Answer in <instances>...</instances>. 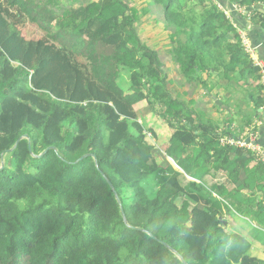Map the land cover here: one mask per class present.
I'll list each match as a JSON object with an SVG mask.
<instances>
[{"label":"trees","instance_id":"obj_1","mask_svg":"<svg viewBox=\"0 0 264 264\" xmlns=\"http://www.w3.org/2000/svg\"><path fill=\"white\" fill-rule=\"evenodd\" d=\"M222 1L147 0L142 10L165 25L185 83L206 96L240 95L223 101L237 107L224 133L238 138L264 107L259 68L239 33L251 40L249 25L264 28V0ZM8 3L51 40L69 41L88 71L0 12V264H264L230 226L248 220L264 236V164L219 145L220 129L174 96L159 51L140 35L138 10L127 0ZM151 113L171 129L164 152L146 140L157 136L146 128ZM220 177L236 182L229 189ZM180 195L196 202L185 215L172 203Z\"/></svg>","mask_w":264,"mask_h":264},{"label":"rangeland","instance_id":"obj_2","mask_svg":"<svg viewBox=\"0 0 264 264\" xmlns=\"http://www.w3.org/2000/svg\"><path fill=\"white\" fill-rule=\"evenodd\" d=\"M127 1H129L131 5L138 10L137 13L138 16L140 17L139 31L141 37L146 43H148V45L159 51L164 63L166 64L169 74L170 86L171 84H176V86L178 87V89L174 91L171 86L174 96L177 95L176 93H180L181 98L187 100L188 97L197 94L198 91L202 93L201 86L197 85L195 87L193 84L185 83L186 80H184L183 76L179 73V68L174 62L173 55L171 53V49L174 43L172 42L169 36V32L165 28V25L162 22H157L155 19V15L153 14L148 15L144 13L142 10L143 5L147 0H127ZM35 8L36 11L39 9L38 6ZM224 10L225 12L228 11L230 13V18H232L231 11L228 10L227 8H225ZM0 12H2L10 22H12L13 24H15L16 27H18L26 38H33L41 41L42 43L52 44L54 47L64 51V53L69 57L72 66L77 71L79 72L88 71L87 60L83 56L79 54H75L74 51H70L68 47L69 41L63 39L62 40L63 44H62L60 40L58 42L51 40L45 34V32L40 28L39 25H36L35 23L31 22L28 16L26 17L23 16L17 8L13 9L9 5L8 0H0ZM119 85L126 93L129 92V88L131 87V84H129V80L125 78H120ZM186 86L188 87V90H186ZM75 96H76L75 98L77 99L78 94H76ZM166 101L169 100L167 99ZM198 107L202 108V105L200 103L199 104L195 103L194 108L198 109ZM142 121L143 120H140V122ZM145 123H146V128H149V126H153V129L157 131L156 138L151 133V136L148 135L147 139L151 142V144L154 145L156 149L159 148L162 152H164L166 150V147L164 146L172 134L170 127L166 122H164L161 119L159 115L155 113H151V115L148 116ZM42 155L43 153L38 156L41 157ZM164 156L165 154L162 153V156H157V160L160 163H162ZM167 158L171 162L173 167L176 168L173 161L169 157ZM149 161L153 162V159ZM148 179L149 180L146 183V186L148 190L151 192L150 194H154L156 192V189L154 188L155 178L153 175H150ZM216 180H218L217 182L219 183V185L221 186L227 185L229 189L232 188L236 182V180L232 177L224 178V179H221L220 177V178H216ZM172 203H174L177 206L176 208L178 209L180 215H185L190 210H192L196 202L193 199L188 198L187 196L180 195L177 198H173ZM236 220H238L237 221L238 223H234L230 220L231 229H233L234 231H240L250 240V242L252 243V248L250 250L251 255L264 259V242H263L264 236L258 235L256 233L254 226L248 220H244L240 218H237Z\"/></svg>","mask_w":264,"mask_h":264},{"label":"crops","instance_id":"obj_3","mask_svg":"<svg viewBox=\"0 0 264 264\" xmlns=\"http://www.w3.org/2000/svg\"><path fill=\"white\" fill-rule=\"evenodd\" d=\"M220 2L224 6H226L222 0H220ZM227 9L230 10L229 8ZM235 19L241 22L244 21L242 14H238L237 16H235ZM248 29H249V33H250L251 40H252L254 47L257 48L258 52H260L261 56L264 58V28L261 26L249 25ZM171 86H173V84H171ZM186 90H188L187 86H186ZM201 90H202V93L198 91L197 94L188 97V99H191L194 105L195 103L197 104L200 103L202 105V108L198 107V109L196 110H198L199 113L202 114L203 116L202 118H204V120H206L207 122L209 121L213 126H216L217 129H220V130L223 129L231 121V119H229L231 110L236 111L237 109V107L233 105L232 109L229 110V106L225 105L223 101H226V99L230 97L233 98V101H236L240 97V95L236 96V94L227 92L223 88H220V90L216 88L214 89L213 94L211 96H206L203 88ZM217 95H219L221 100L217 97ZM213 96H216L222 102V105H220L221 106L220 108L214 106L212 102V101H215L213 99ZM223 105L227 106V108L223 107ZM245 105L246 103L242 104V107L245 108ZM262 108L264 109V107ZM250 112L251 111L249 112L247 111L248 114H250ZM254 122H257L260 124L259 125V143L264 148V110L262 112H259L258 117H254ZM232 126H236V124L234 123Z\"/></svg>","mask_w":264,"mask_h":264},{"label":"built area","instance_id":"obj_4","mask_svg":"<svg viewBox=\"0 0 264 264\" xmlns=\"http://www.w3.org/2000/svg\"><path fill=\"white\" fill-rule=\"evenodd\" d=\"M219 7L222 9L223 6L219 3ZM246 8L235 6V11H239L240 13H245ZM226 14L230 17V13L226 11ZM239 33L242 37V43L245 47L248 54L251 56L252 61L254 64L259 68V72L261 75V83L264 86V58H262L257 50L256 47L252 45V42L250 40V37L248 35V30H239ZM259 123H255V126H248L244 129L242 134L237 138L231 135H226L224 133V129L217 131V142L221 146H231L236 148H242L247 149L251 151L255 156V164H264V148L259 143V128L256 129L257 126H259ZM151 133H147V136ZM146 140L149 144L151 142L147 139ZM247 140H249L247 142ZM153 145V144H151Z\"/></svg>","mask_w":264,"mask_h":264},{"label":"water","instance_id":"obj_5","mask_svg":"<svg viewBox=\"0 0 264 264\" xmlns=\"http://www.w3.org/2000/svg\"><path fill=\"white\" fill-rule=\"evenodd\" d=\"M213 99L215 100V102H216V104H218V105H222V102L216 97V96H213ZM223 107H225V108H227V106H224L223 105ZM264 109L261 107L258 111L259 112H262ZM27 136H25V138H26ZM22 138H20V140H21ZM19 140V141H20ZM249 140H247V142H248ZM85 156H83L82 158H80V160L81 159H83ZM170 158V157H169ZM172 161H173V163L175 164V166H176V168L177 169H179L180 171H182V172H184V170L183 169H181L180 168V166L172 159V158H170ZM3 167V166H2ZM190 178V177H189ZM191 180H194L193 178H190ZM182 260H184L183 258H181Z\"/></svg>","mask_w":264,"mask_h":264},{"label":"bare ground","instance_id":"obj_6","mask_svg":"<svg viewBox=\"0 0 264 264\" xmlns=\"http://www.w3.org/2000/svg\"><path fill=\"white\" fill-rule=\"evenodd\" d=\"M188 177V176H187ZM189 178V177H188ZM191 178V177H190ZM195 180V179H194ZM197 181V180H196Z\"/></svg>","mask_w":264,"mask_h":264}]
</instances>
